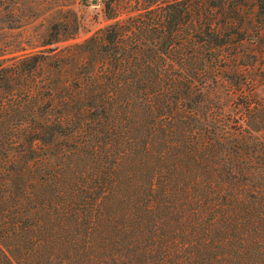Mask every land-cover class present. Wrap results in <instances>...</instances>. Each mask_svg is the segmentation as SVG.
<instances>
[{
	"label": "trees",
	"instance_id": "16d2710c",
	"mask_svg": "<svg viewBox=\"0 0 264 264\" xmlns=\"http://www.w3.org/2000/svg\"><path fill=\"white\" fill-rule=\"evenodd\" d=\"M123 5L0 49V264H264V101L229 70L264 0Z\"/></svg>",
	"mask_w": 264,
	"mask_h": 264
},
{
	"label": "rangeland",
	"instance_id": "374dc122",
	"mask_svg": "<svg viewBox=\"0 0 264 264\" xmlns=\"http://www.w3.org/2000/svg\"><path fill=\"white\" fill-rule=\"evenodd\" d=\"M118 1L111 8H106V0H15L12 29L0 25V49L13 53V56L18 55L15 52L20 49L27 52L40 50V45L48 40L53 25L58 27V39L49 48L62 49L81 43L98 30L128 15L123 5L126 0ZM244 1L247 5L244 17L249 19L253 0ZM4 13L0 14V20L8 19ZM244 27L248 33L239 47L240 57L229 64V70L238 68V78L244 84L254 82L255 95L264 101V28L256 18L255 22L246 23ZM227 92L231 96H225ZM234 92L235 87L227 85L219 93L225 100H231Z\"/></svg>",
	"mask_w": 264,
	"mask_h": 264
}]
</instances>
